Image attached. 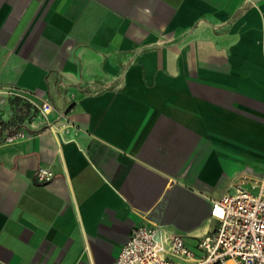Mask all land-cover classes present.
<instances>
[{
	"label": "crops",
	"instance_id": "crops-1",
	"mask_svg": "<svg viewBox=\"0 0 264 264\" xmlns=\"http://www.w3.org/2000/svg\"><path fill=\"white\" fill-rule=\"evenodd\" d=\"M1 121L0 264H113L142 223L194 243L264 176V0H0Z\"/></svg>",
	"mask_w": 264,
	"mask_h": 264
},
{
	"label": "built area",
	"instance_id": "built-area-1",
	"mask_svg": "<svg viewBox=\"0 0 264 264\" xmlns=\"http://www.w3.org/2000/svg\"><path fill=\"white\" fill-rule=\"evenodd\" d=\"M47 118L50 102L40 106ZM24 134L15 132L7 139ZM54 171L42 166L36 181L48 183ZM214 229L194 243L179 232L150 224L133 228L113 264H264V176L240 175L231 189L213 201Z\"/></svg>",
	"mask_w": 264,
	"mask_h": 264
},
{
	"label": "trees",
	"instance_id": "trees-1",
	"mask_svg": "<svg viewBox=\"0 0 264 264\" xmlns=\"http://www.w3.org/2000/svg\"><path fill=\"white\" fill-rule=\"evenodd\" d=\"M10 128L8 123H5L3 121L0 122V134L4 129ZM14 130H11L10 132L12 133Z\"/></svg>",
	"mask_w": 264,
	"mask_h": 264
},
{
	"label": "rangeland",
	"instance_id": "rangeland-1",
	"mask_svg": "<svg viewBox=\"0 0 264 264\" xmlns=\"http://www.w3.org/2000/svg\"><path fill=\"white\" fill-rule=\"evenodd\" d=\"M172 213H173V214H172L171 216H174V212H172ZM188 216H189V215H187V214H186V215H185V217H182V218H183V220H185V221H186ZM202 231H203V230H202ZM199 233H200V232H199Z\"/></svg>",
	"mask_w": 264,
	"mask_h": 264
}]
</instances>
